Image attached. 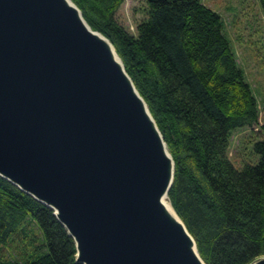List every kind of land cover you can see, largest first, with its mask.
<instances>
[{
    "label": "water",
    "instance_id": "95a60500",
    "mask_svg": "<svg viewBox=\"0 0 264 264\" xmlns=\"http://www.w3.org/2000/svg\"><path fill=\"white\" fill-rule=\"evenodd\" d=\"M173 175L145 101L79 8L0 0V176L53 210L75 261L205 264L163 205Z\"/></svg>",
    "mask_w": 264,
    "mask_h": 264
},
{
    "label": "trees",
    "instance_id": "16d2710c",
    "mask_svg": "<svg viewBox=\"0 0 264 264\" xmlns=\"http://www.w3.org/2000/svg\"><path fill=\"white\" fill-rule=\"evenodd\" d=\"M71 1L111 42L155 120L174 162L167 198L205 264L264 256V125L258 160L235 167L231 131L258 124L259 108L220 14L201 0H144L130 32L116 14L124 0ZM75 260L53 210L0 176V264Z\"/></svg>",
    "mask_w": 264,
    "mask_h": 264
},
{
    "label": "rangeland",
    "instance_id": "374dc122",
    "mask_svg": "<svg viewBox=\"0 0 264 264\" xmlns=\"http://www.w3.org/2000/svg\"><path fill=\"white\" fill-rule=\"evenodd\" d=\"M201 1L224 20L225 33L258 100V124L231 131L229 155L234 166L240 168L244 163L253 164L258 160L252 145L262 136L264 125V13L258 0ZM144 8V0H124L116 14L119 21L134 32L136 23L145 16ZM3 251L14 252L9 247Z\"/></svg>",
    "mask_w": 264,
    "mask_h": 264
},
{
    "label": "bare ground",
    "instance_id": "6f19581e",
    "mask_svg": "<svg viewBox=\"0 0 264 264\" xmlns=\"http://www.w3.org/2000/svg\"><path fill=\"white\" fill-rule=\"evenodd\" d=\"M163 205L165 206V209L171 214L173 217L177 218L176 213L174 209L172 208L167 196H163L162 198Z\"/></svg>",
    "mask_w": 264,
    "mask_h": 264
}]
</instances>
